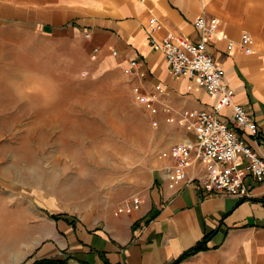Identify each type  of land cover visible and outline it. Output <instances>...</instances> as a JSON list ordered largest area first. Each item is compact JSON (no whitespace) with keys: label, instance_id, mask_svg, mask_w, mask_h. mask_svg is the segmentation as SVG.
<instances>
[{"label":"crops","instance_id":"0c3cea01","mask_svg":"<svg viewBox=\"0 0 264 264\" xmlns=\"http://www.w3.org/2000/svg\"><path fill=\"white\" fill-rule=\"evenodd\" d=\"M201 16L218 21L208 51L225 71L236 102L258 124L260 138L245 140L264 156V0H0V26L19 30L12 41L30 40L28 31L59 42L61 50L68 44L74 49L84 46L90 70L124 73L135 60L137 73L144 77L135 75L129 81L146 95L164 86L177 112L213 110L219 96L196 85L190 90L192 80L172 74L165 55L150 44L149 22L156 18L163 26L157 37L173 34L197 42L201 35L195 23ZM244 35L253 40L251 53L241 47ZM12 49L24 52L20 46ZM95 49L99 52L94 59ZM30 53L34 56L35 50ZM24 65L34 66L35 60L27 59ZM79 68L82 71V63ZM224 115L232 121L230 109ZM153 116L162 126L163 150L195 139L176 123H167L163 113ZM239 162L247 175V160L241 157ZM155 164L148 185L136 191L142 202L138 209L120 211L132 203L127 197L118 208L92 211L90 216L101 217L97 221L57 209L50 200L32 199L16 210H4L0 202V264H172L206 237V249L180 264H264V184L248 176V199L206 196L196 183L169 176L171 164L161 154ZM204 174L198 160L188 168L189 179Z\"/></svg>","mask_w":264,"mask_h":264},{"label":"rangeland","instance_id":"374dc122","mask_svg":"<svg viewBox=\"0 0 264 264\" xmlns=\"http://www.w3.org/2000/svg\"><path fill=\"white\" fill-rule=\"evenodd\" d=\"M18 32L0 26L1 207L50 200L86 221L100 220L91 212L118 208L148 185L166 147L162 126L137 100L132 76L90 70L81 45L61 50L28 31L30 40L19 44L11 40ZM31 58L35 65H24Z\"/></svg>","mask_w":264,"mask_h":264},{"label":"built area","instance_id":"2783aa9c","mask_svg":"<svg viewBox=\"0 0 264 264\" xmlns=\"http://www.w3.org/2000/svg\"><path fill=\"white\" fill-rule=\"evenodd\" d=\"M144 1V0H141ZM217 19L208 20L201 16L195 23L200 32V40L189 41L185 37L167 34L157 37L163 26L156 18L149 22L151 27L150 44L153 50L161 52L170 66L174 76L192 80L194 85L205 90L210 96H219L213 110H181L176 111L168 101V92L158 85L146 95L139 86L135 93L152 115L163 113L167 123H176L180 128L192 133L194 140H186L163 150L161 157L171 164L167 167L169 176L180 181L196 183L206 196L218 195L239 199L251 198V189L246 183L247 177L264 184V156L259 155L245 140V136L260 138L258 124L250 116L246 107L236 102V92L226 82L225 71L217 66L208 51L209 41L217 33ZM90 37V35H87ZM253 40L244 35L241 47L246 53L252 52ZM234 48V43L229 49ZM99 50L95 49L92 57L97 58ZM114 55H117L114 52ZM138 62L131 61L125 73L129 76L138 74ZM232 111V121L226 119L224 111ZM244 157L245 175L240 168L239 159ZM195 160L205 167V174L199 179H189L188 168ZM139 198H134L130 205L120 211H132L141 205Z\"/></svg>","mask_w":264,"mask_h":264},{"label":"trees","instance_id":"16d2710c","mask_svg":"<svg viewBox=\"0 0 264 264\" xmlns=\"http://www.w3.org/2000/svg\"><path fill=\"white\" fill-rule=\"evenodd\" d=\"M48 215H49V213H48ZM53 218L55 219V218H58V217L53 216ZM208 239H209V237H206V239L204 241L199 243L195 248H193L190 251L186 252L181 259L176 260L172 264H180L181 261L184 260L185 258L193 256V255H196L197 253H200V252L204 251L206 249V243H207ZM38 264H56V263H54L53 261H44V262H40Z\"/></svg>","mask_w":264,"mask_h":264},{"label":"bare ground","instance_id":"6f19581e","mask_svg":"<svg viewBox=\"0 0 264 264\" xmlns=\"http://www.w3.org/2000/svg\"><path fill=\"white\" fill-rule=\"evenodd\" d=\"M10 79H11V78H10L9 76H5V77H4V80H7V81H8V80H10ZM46 109H47V108H44V109H43V112L46 111ZM49 109H50V108H48V110H49ZM52 111H53V112H56V111H57V108L55 107ZM39 131H40V130H39ZM33 133H34V132H33ZM34 135H35V134H34ZM47 138H48V137H47ZM30 139H31V138H30ZM31 141H32V140H31ZM33 141H34V140H33ZM28 145H29V144H28ZM39 145H40V144H39ZM42 145H43V144H42ZM37 149H39V148H37ZM37 149H36V150H37ZM14 153H15V152H14ZM15 156H16V155H15ZM31 157L34 158V154H33V153H32V155H31ZM15 158H16V157H15ZM27 162H28V161H27ZM37 162H38V161H37ZM24 164H25V163H24ZM32 164H33V163H32ZM28 165H29V164H28ZM82 188H83V187H82Z\"/></svg>","mask_w":264,"mask_h":264}]
</instances>
